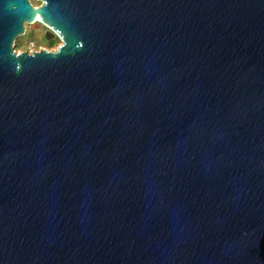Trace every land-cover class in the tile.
<instances>
[{
	"label": "water",
	"instance_id": "water-1",
	"mask_svg": "<svg viewBox=\"0 0 264 264\" xmlns=\"http://www.w3.org/2000/svg\"><path fill=\"white\" fill-rule=\"evenodd\" d=\"M40 1L0 0V264H264V0Z\"/></svg>",
	"mask_w": 264,
	"mask_h": 264
},
{
	"label": "rangeland",
	"instance_id": "rangeland-1",
	"mask_svg": "<svg viewBox=\"0 0 264 264\" xmlns=\"http://www.w3.org/2000/svg\"><path fill=\"white\" fill-rule=\"evenodd\" d=\"M34 6L41 5L40 0H31ZM27 32L23 35H20L15 44V50L17 52H33V50H40L41 48L48 50L57 49L63 41L59 37H55L53 40L48 41L44 37V32L46 27L36 26L33 28L31 25H26Z\"/></svg>",
	"mask_w": 264,
	"mask_h": 264
},
{
	"label": "flooded vegetation",
	"instance_id": "flooded-vegetation-1",
	"mask_svg": "<svg viewBox=\"0 0 264 264\" xmlns=\"http://www.w3.org/2000/svg\"><path fill=\"white\" fill-rule=\"evenodd\" d=\"M44 26L46 27V31L44 32V37H45L46 40L51 41V40H53L55 37H59L56 33L52 32V31H48L49 28H48L46 25H44ZM47 35L50 37V39H47ZM59 38H60V37H59ZM60 39H61V38H60ZM41 49H43V48H41ZM41 49H40V50H41ZM33 51H39V50H33Z\"/></svg>",
	"mask_w": 264,
	"mask_h": 264
}]
</instances>
